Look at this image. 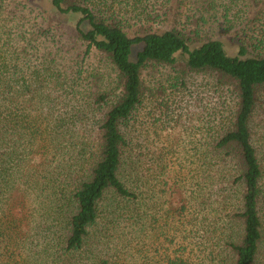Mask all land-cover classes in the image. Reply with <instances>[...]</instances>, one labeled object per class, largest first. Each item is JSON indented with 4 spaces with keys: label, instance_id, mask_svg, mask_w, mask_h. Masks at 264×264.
I'll return each mask as SVG.
<instances>
[{
    "label": "trees",
    "instance_id": "1",
    "mask_svg": "<svg viewBox=\"0 0 264 264\" xmlns=\"http://www.w3.org/2000/svg\"><path fill=\"white\" fill-rule=\"evenodd\" d=\"M114 1L50 0L56 13L78 15L71 64L61 52L43 57L27 79L0 65V264H128L113 238L144 232L158 177L128 123L143 101V70L178 63L186 76H213L233 107L205 151L171 170L179 179L165 202L180 239L167 264H264V50L240 44L231 55L218 39L196 43L174 28L130 34ZM92 52L113 66L108 90L83 73Z\"/></svg>",
    "mask_w": 264,
    "mask_h": 264
},
{
    "label": "rangeland",
    "instance_id": "2",
    "mask_svg": "<svg viewBox=\"0 0 264 264\" xmlns=\"http://www.w3.org/2000/svg\"><path fill=\"white\" fill-rule=\"evenodd\" d=\"M80 1L93 4V0ZM112 5L118 9L117 16L124 17L123 25L129 27L130 34L135 30L174 28L196 43L218 39L231 55L240 44H245L252 53L264 50V41L257 43L260 38L264 40V0H115ZM77 19V14L56 13L50 0H0V65L8 62L13 72L27 79L35 63L43 57L58 59L61 52L65 57L62 63L71 64L75 53L69 32ZM35 45L40 46L33 55ZM137 49L134 48L133 55ZM84 64L83 73L95 90L114 86V69L104 55L92 52ZM180 65H157L143 70V101L128 123L131 135L140 142L147 172L158 176L154 206L147 209L144 232L138 237L113 238L122 241L117 250L128 264L135 262L130 259L135 255L140 264H167L177 255L180 235L176 231V217L165 202L167 188L176 183L173 179H179L173 177L171 170H180L178 163L183 155L205 151V138L211 132L217 133L220 122L233 107V98L220 93L213 76H186ZM21 89L19 82L18 92ZM28 103L27 97L19 98L17 113ZM110 104L111 101L105 108ZM212 122L214 131L210 130ZM164 163L168 164V171L160 173ZM195 165L196 160L191 157L183 166L193 169ZM160 178L167 179L168 185L164 186Z\"/></svg>",
    "mask_w": 264,
    "mask_h": 264
}]
</instances>
